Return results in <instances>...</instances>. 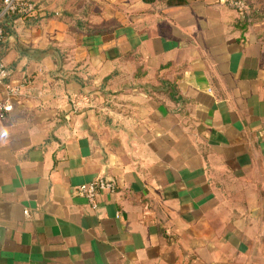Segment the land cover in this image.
Wrapping results in <instances>:
<instances>
[{"label":"crops","instance_id":"0c3cea01","mask_svg":"<svg viewBox=\"0 0 264 264\" xmlns=\"http://www.w3.org/2000/svg\"><path fill=\"white\" fill-rule=\"evenodd\" d=\"M30 1L2 23L0 264H264V18Z\"/></svg>","mask_w":264,"mask_h":264},{"label":"built area","instance_id":"2783aa9c","mask_svg":"<svg viewBox=\"0 0 264 264\" xmlns=\"http://www.w3.org/2000/svg\"><path fill=\"white\" fill-rule=\"evenodd\" d=\"M229 7L235 9L237 12L245 15L248 12V5L244 0H229L226 2ZM36 5L30 0H1L0 1V44L4 42L5 31L2 27L3 21L10 17L27 18L36 13ZM12 76L11 71L0 63V85ZM85 100H80L74 103L75 108H79ZM10 105L0 104V119L5 118V114L11 111ZM116 187L113 183L98 178L95 181L80 186L77 192L82 196L89 205L95 209L97 207V197L103 193H113Z\"/></svg>","mask_w":264,"mask_h":264},{"label":"trees","instance_id":"16d2710c","mask_svg":"<svg viewBox=\"0 0 264 264\" xmlns=\"http://www.w3.org/2000/svg\"><path fill=\"white\" fill-rule=\"evenodd\" d=\"M247 5L248 9L254 12L259 18H264V0H257V2L261 3L263 6L261 9H256L253 3V0H244Z\"/></svg>","mask_w":264,"mask_h":264},{"label":"rangeland","instance_id":"374dc122","mask_svg":"<svg viewBox=\"0 0 264 264\" xmlns=\"http://www.w3.org/2000/svg\"><path fill=\"white\" fill-rule=\"evenodd\" d=\"M253 3H254V5H255V8L256 9H261L262 8V4L261 3H259V2H257V0H253ZM255 14V13H254ZM256 15V14H255ZM75 106V105H74ZM74 110H79V108H75L74 107Z\"/></svg>","mask_w":264,"mask_h":264}]
</instances>
